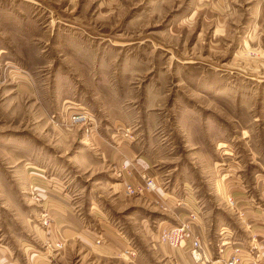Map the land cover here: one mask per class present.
<instances>
[{
  "label": "rangeland",
  "instance_id": "1",
  "mask_svg": "<svg viewBox=\"0 0 264 264\" xmlns=\"http://www.w3.org/2000/svg\"><path fill=\"white\" fill-rule=\"evenodd\" d=\"M192 212L264 264V0H0V264H193Z\"/></svg>",
  "mask_w": 264,
  "mask_h": 264
},
{
  "label": "built area",
  "instance_id": "2",
  "mask_svg": "<svg viewBox=\"0 0 264 264\" xmlns=\"http://www.w3.org/2000/svg\"><path fill=\"white\" fill-rule=\"evenodd\" d=\"M88 115L86 111H80L77 119H87ZM156 181L153 177L148 175L142 176V181L132 185H126V191L129 195L142 194L146 190L155 189ZM198 213L192 212L187 221L174 224L170 227H160V239L162 242L167 243L171 247H178L182 249H188L193 260V264H208L210 261L204 243L201 237L198 235L194 228V224L198 221ZM229 241H223L222 246H225ZM219 249L220 253L225 251V248ZM254 248L250 251V255ZM223 261V259L219 260ZM247 261L254 264V260L246 257L240 247L236 246L232 249V254L222 264H246ZM216 263V262H215Z\"/></svg>",
  "mask_w": 264,
  "mask_h": 264
},
{
  "label": "crops",
  "instance_id": "3",
  "mask_svg": "<svg viewBox=\"0 0 264 264\" xmlns=\"http://www.w3.org/2000/svg\"><path fill=\"white\" fill-rule=\"evenodd\" d=\"M67 100H70V99H67ZM69 107H71V106H69ZM72 108V107H71ZM67 221V220H66ZM57 226V225H56ZM197 226H198V223H196V225H195V228H196V231H197ZM63 231V233H64V235L65 236H67V237H69V236H72V235H74L75 233H77L78 232V230L74 227V226H72V227H70V226H68V227H66L65 229H63L62 230ZM198 232H199V234L201 235V236H203V233H202V231L201 230H198ZM225 232V231H224ZM222 238H225V236H222ZM223 241H226L225 239H223ZM227 241H229V240H227ZM229 243V242H228ZM220 246V245H219ZM222 246V245H221ZM187 254H188V250L187 249H185L184 250ZM225 251H227V248L225 247ZM175 252V251H174ZM177 253V252H176ZM175 253V255L173 254L172 256H174V257H177L179 254L180 255H182V251H180V252H178L179 254H176ZM215 253V252H214ZM177 264V263H176Z\"/></svg>",
  "mask_w": 264,
  "mask_h": 264
}]
</instances>
